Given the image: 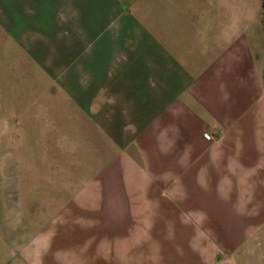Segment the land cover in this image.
Instances as JSON below:
<instances>
[{
    "label": "crops",
    "instance_id": "crops-1",
    "mask_svg": "<svg viewBox=\"0 0 264 264\" xmlns=\"http://www.w3.org/2000/svg\"><path fill=\"white\" fill-rule=\"evenodd\" d=\"M33 1L0 0L2 41L22 46L27 63H48L49 74L58 72L50 77L86 78L83 71L62 66L67 63L88 61L97 68L87 76L94 80L88 87L79 82L93 89L89 106L97 112L95 123L86 125L98 144L96 168L82 190L95 188L98 199L83 205H97L113 223L106 226L105 214L98 217L96 211L90 219L87 212L93 226L70 237L86 240L80 261L121 264V256L95 249L99 238L128 239L135 228L127 160L145 169V182L135 188L148 195L149 221L161 224L145 231L147 239L157 240V253L170 257L156 258L160 264H216L220 256L244 254V244L264 234V41L256 22L258 0L252 12L234 8L232 0H148L144 23L129 18L130 30L143 31L144 37L127 42L103 40L106 19L100 11L96 30L102 35L94 59L88 53L93 22L88 16L95 14L90 0H64L63 18L56 20L60 40L18 44L30 28L10 25L8 16L19 22L16 13L25 14V4L38 6L40 0ZM59 1L48 2L56 15ZM106 149L111 153L104 157ZM163 191L167 198L153 197ZM72 244L66 251L73 254Z\"/></svg>",
    "mask_w": 264,
    "mask_h": 264
},
{
    "label": "rangeland",
    "instance_id": "rangeland-1",
    "mask_svg": "<svg viewBox=\"0 0 264 264\" xmlns=\"http://www.w3.org/2000/svg\"><path fill=\"white\" fill-rule=\"evenodd\" d=\"M232 1L234 8L246 9L247 6L251 12L256 3L255 0ZM33 2L37 3L36 0ZM48 2L40 0L38 6L31 7L25 4L21 9L26 11L25 14L16 13L19 22H16L17 16H8L10 25H24L25 30L30 28L26 31L29 37L18 40V44H48L60 40L57 36L63 31L56 30V20L63 18L65 3L59 1V14L56 15L55 7ZM149 6L148 0H90V11H95L88 16L89 21H93L88 24V53L92 59L98 54L96 45L102 35L96 30L100 11L106 19L103 40L111 43L119 38L127 42L130 38L144 37L143 31L130 30L129 18L137 17L144 23ZM4 21V16L0 15V27L4 26ZM256 22L262 25L264 41V0H258ZM34 33V37H30ZM73 33L81 39L79 30ZM1 34L0 31V264H85L80 261L83 256L80 253L86 240L76 238L72 241L70 237L74 234L79 237L84 227L93 226L94 222L89 223L88 218L96 217V211L98 217L105 214L106 226L113 223L107 221L111 216L100 213L97 205H83V202L96 204L94 200L98 199L95 188L93 191L82 190L91 181V172L97 162L96 136H91L86 127L95 123L97 112L91 110L89 103L96 96L88 93L93 89L84 87H88L87 81H94L87 76L95 75L97 68L88 61L67 63L62 66H69L70 72L83 71L82 76L86 78L61 79L56 77L58 74L50 77L58 72L49 74L48 63L37 66L25 62L27 57L19 53L23 51L22 46L16 47L15 40L8 42L5 38L2 41ZM87 67L91 71H86ZM79 82L84 85L81 87ZM110 153L106 149L104 157ZM126 165L124 170L129 172L133 186L128 194L136 201L132 207L135 228L127 225L134 229L128 239L99 238L95 250L106 257L121 256V264H127L129 257L133 258L129 264H160L156 258L170 257L158 254L157 240L147 239L145 233L150 227L153 231L159 230L160 222L149 221L151 217L145 200L148 195L135 188L145 182V169L132 160H127ZM155 193L156 200L167 198L166 191ZM82 197L90 201H84ZM88 211L92 215L86 218ZM160 214L158 208L153 214L154 219ZM71 242L73 254L66 251ZM241 253L238 250L232 255L220 256L216 264H264V234L246 242L244 254Z\"/></svg>",
    "mask_w": 264,
    "mask_h": 264
},
{
    "label": "trees",
    "instance_id": "trees-1",
    "mask_svg": "<svg viewBox=\"0 0 264 264\" xmlns=\"http://www.w3.org/2000/svg\"><path fill=\"white\" fill-rule=\"evenodd\" d=\"M263 78H264V69H263Z\"/></svg>",
    "mask_w": 264,
    "mask_h": 264
}]
</instances>
